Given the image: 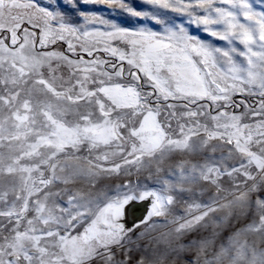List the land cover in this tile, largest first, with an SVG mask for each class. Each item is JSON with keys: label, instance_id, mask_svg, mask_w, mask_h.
Returning <instances> with one entry per match:
<instances>
[{"label": "snow or ice", "instance_id": "obj_1", "mask_svg": "<svg viewBox=\"0 0 264 264\" xmlns=\"http://www.w3.org/2000/svg\"><path fill=\"white\" fill-rule=\"evenodd\" d=\"M0 264H264V0H0Z\"/></svg>", "mask_w": 264, "mask_h": 264}]
</instances>
